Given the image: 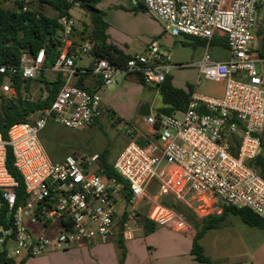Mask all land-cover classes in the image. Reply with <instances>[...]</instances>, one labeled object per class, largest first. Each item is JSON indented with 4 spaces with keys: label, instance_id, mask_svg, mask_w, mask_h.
Wrapping results in <instances>:
<instances>
[{
    "label": "built area",
    "instance_id": "built-area-1",
    "mask_svg": "<svg viewBox=\"0 0 264 264\" xmlns=\"http://www.w3.org/2000/svg\"><path fill=\"white\" fill-rule=\"evenodd\" d=\"M143 2L172 37L188 36L207 43L196 65L199 81L224 84L223 96L193 92L180 115L145 118L151 131L159 134L158 143L141 147L130 142L113 165L129 184L131 198L127 199L123 183L99 173L98 154L54 162L40 140L50 121L81 130L93 125L102 113H110L103 109L98 92L75 85L80 73L75 62L90 53L92 45L75 47L76 22L62 17L59 24L64 47L53 70L61 74L64 84L55 101L31 115V121L12 126L8 141L0 130V217L4 206L9 209L7 227H0V251L7 249L9 257H40L82 243H107L120 212L128 215L123 235L129 238L133 235L130 222L136 220L139 203L145 198L149 201L147 219L177 231L186 227L187 219L162 203L168 196L193 210L196 204L203 208L221 201L264 218V178L250 166L261 155L263 144L264 0ZM217 41L228 50V60L213 58L210 48ZM45 60L46 52L41 49L34 57L24 54L19 65L0 64V95L15 98L12 78H38ZM176 67L154 41L145 54L131 56L121 67L101 58L81 73L99 76L103 87L115 84L119 74H140L147 85L157 87ZM7 146L12 149L14 167L22 175L27 194L17 208L18 182L7 168ZM152 182L158 187L154 195L148 193ZM12 243L15 247L11 252Z\"/></svg>",
    "mask_w": 264,
    "mask_h": 264
},
{
    "label": "rangeland",
    "instance_id": "rangeland-1",
    "mask_svg": "<svg viewBox=\"0 0 264 264\" xmlns=\"http://www.w3.org/2000/svg\"><path fill=\"white\" fill-rule=\"evenodd\" d=\"M99 4L100 10L104 12V20L108 24L109 34L120 47L124 48L128 44L132 52L145 54L147 47L152 42L157 41L161 51L169 55L172 63L177 65L172 71L174 83L177 87L182 88L186 92L191 87L193 92L207 97L220 98L223 96L224 84L206 79L199 81V69L196 67V63L203 58L207 43L192 37L179 36L175 38V45L167 48L162 43L163 37L160 34L161 26L159 22L142 11L133 10L134 2L132 0H103ZM5 7L11 10L16 9L13 1L5 4ZM28 8L38 10V5L37 3L32 6L28 5ZM43 9L44 14L55 16V12L50 8L44 7ZM71 14L76 22V35L87 37L84 32L86 29L85 25L90 23V15L80 7H74ZM210 51L216 61L229 59L228 50L220 45L218 41L213 43ZM90 59L89 55H85L83 64L89 63ZM120 75L126 76L125 74L117 76ZM49 78L54 79L56 76H49ZM42 90L41 84L35 82L27 97L32 101H36L42 95ZM99 94L110 102L108 108L110 113H102L99 123L81 130H72L50 121L40 133V140L52 161L63 162L68 156L100 154L105 156L109 164L114 165L117 158L133 138H137V140L139 138L143 139L135 129L149 137V140L155 142V144L158 143L157 140L153 139L154 132L145 125V119H138L137 115L139 108L145 102L151 105L154 113L159 110V107L164 106L161 97L154 88H144L143 90L137 84L127 82L126 84H121V86L113 84L104 87V91L99 92ZM140 100H142V103H140ZM137 119L139 124L133 126V122ZM130 131L131 133H129ZM262 139L264 142V130ZM262 152L264 155V148ZM250 166L259 174L261 173L255 162L251 163ZM157 190V184L152 182L148 193L154 195ZM177 202L181 209L191 211L198 218L196 221L217 214L222 210L224 204L218 201L215 206L211 205V207L203 208L196 204L193 206V210L186 206L184 202L178 200ZM148 209L149 201L145 198L140 201L138 212L144 215L148 212ZM120 215L121 212L119 213ZM138 220L136 214V220L130 222L132 230L138 229ZM230 221L231 224L223 226L221 230L207 232V236L201 242L203 247L206 248L205 254L211 258L213 264H253L252 262L260 264L257 262V257L255 260L254 254L256 244L260 242L261 230L254 227L251 228L239 216L234 214H229L227 223ZM244 229H247L246 233ZM171 230L177 231L169 225L158 227L152 235L136 234V243L142 250L138 253L139 261L142 264L159 263L161 261L170 264L178 262L182 264H199L190 255L191 241L189 239L186 240L183 236L181 238L178 237L179 235L171 232ZM215 237L218 240H214ZM231 237L236 242L228 244L225 238ZM245 239L247 243L251 242V240L254 242L252 255L249 253V247L244 244ZM14 247L15 245L12 243L10 245L11 252ZM246 247L247 249L244 250ZM246 252L250 259L244 256ZM240 256L242 257L240 258ZM15 260L19 262L20 258L17 257Z\"/></svg>",
    "mask_w": 264,
    "mask_h": 264
},
{
    "label": "trees",
    "instance_id": "trees-1",
    "mask_svg": "<svg viewBox=\"0 0 264 264\" xmlns=\"http://www.w3.org/2000/svg\"><path fill=\"white\" fill-rule=\"evenodd\" d=\"M11 1L16 5L15 10L5 7V4ZM100 2L101 0H73L72 3L66 0H0V64L9 66L19 65L24 54L34 57L41 49H44L46 52L44 68L38 78L28 80L24 79L22 75H16L12 78L16 97L9 99L0 95V130L5 141L9 140L8 133L12 126L31 121V115L49 108L61 90L64 84L61 74L58 73L54 80H49L46 76V71L53 69L64 47L60 39L61 26L59 20L66 16L73 18L71 13L76 3H79V7L90 15V23L85 25L84 34L89 32L88 40L92 45L90 52L92 57L96 60L101 58L108 59L116 67H121L128 61L130 57L124 56L117 47L108 43V24L104 20V12L98 7ZM35 3L38 5V10L28 8V10L24 11L23 8L25 6H32ZM44 7L53 10L55 16L44 14ZM133 10H146L144 2L140 1L139 5L137 3L133 7ZM35 82L41 84L43 90L40 98L32 101L27 96H29ZM140 82L146 84L143 77L140 78ZM156 88L163 103L167 106L158 110L157 116L182 113L185 111L193 93L191 87L188 92L174 87L170 76ZM158 138L159 134L154 133L153 139L156 141ZM148 143L149 141L142 140L139 145L145 147ZM262 148H264V143L262 144ZM233 152L236 154L237 149L234 148ZM99 157V173H103L108 177H115L119 182L123 183L125 197L130 199L131 191L129 184L121 178L113 165L107 162L104 155H99ZM255 163L261 171L260 175L264 178V159L261 155L257 157ZM7 168L9 173L18 182L16 189L17 208L26 201L27 194L22 175L14 167V157L10 146H7ZM162 203L183 214L190 225L196 230L191 255L199 264H213L211 258L205 254L201 240L208 230L217 228L228 214L239 216L250 227L264 228V218L257 216L246 208L237 209L223 204L220 216L211 215L200 219V221H196L198 218L191 211L181 209L179 203L172 196L163 198ZM8 212L9 209L4 206L0 217V227H7L5 218ZM137 216L145 235H151L157 230L158 225L147 219L145 214L142 215L140 212H137ZM127 220L128 215L125 212L120 222L121 230L124 229ZM27 259V257H24L17 262L15 258L9 257L7 249L4 248V250L0 251V264H25Z\"/></svg>",
    "mask_w": 264,
    "mask_h": 264
},
{
    "label": "crops",
    "instance_id": "crops-1",
    "mask_svg": "<svg viewBox=\"0 0 264 264\" xmlns=\"http://www.w3.org/2000/svg\"><path fill=\"white\" fill-rule=\"evenodd\" d=\"M101 1H103V0H101ZM132 1L134 2V6H136L137 3L139 5L140 1L143 2V0H132ZM98 7L100 9V4L98 5ZM142 12L144 14H148L152 19L157 20L159 22V24L161 26V30H160L161 33L160 34L163 37L162 38V43L164 45L167 43L168 46H169L168 47L167 45H165L167 48L173 47L175 45V38L174 39L171 38L170 34H168L164 30L165 29L164 25L158 19L153 17L148 11L142 10ZM85 35L87 37H79V36H77L76 35V29H75L74 36H73V44H74L75 47L78 48V47H80L83 44L90 43L89 40H88V34L85 33ZM107 35H108V43H110V44L114 45L115 47H117V49L119 51H121L124 56L131 57L133 55L142 54V53L132 52L131 48H130V46L128 44H126L124 48L120 47L118 45V43L115 40L112 39L111 35L109 34V31H107ZM87 55H89V57L91 58L89 63L83 64L85 55H81L75 62L77 69L80 71V73L75 78V81H74L75 85L77 87H79L81 89H84V90H87L89 92H98V93L99 92H103L104 91V87L102 86V80H101V78L99 76H97L95 74H92V73H86V74L81 73V71H83V70L91 69L93 67V65L95 64V62H96V59H94L92 57L91 53H88ZM57 74L58 73L56 71H54L53 69H50V70L46 71L47 78H49V76H54L55 77V76H57ZM125 75L126 76H123V75L117 76L116 83H115L117 86H121V84L123 85L124 83L126 84L127 82H129L131 84H137L139 86V88H141L143 90H144V88H149V89L154 88L156 90V93L160 96V94L158 92V89L156 87L151 86V85H147V84H142L140 82V78H142L140 74H125ZM170 77L172 78L173 86L178 88V89L183 90L182 88L177 87L175 85L172 73H171ZM54 79L49 78V80H54ZM101 98H102V107H103V109H108L109 108V103H110L109 100L107 98H105L104 96H102ZM140 103H142V100H140ZM145 103H148V102H145ZM163 105L164 106L159 107V110L162 109V108L167 107L164 103H163ZM139 110H140V108H139ZM138 113H139V111H138ZM138 113H137L138 119H140L141 117L139 116ZM156 113L157 112L154 113L152 111V108H151V115H156ZM180 114L181 113H178L177 115H180ZM100 119H101V117H99L93 125L99 123ZM138 119L133 122V126H136V125L139 124V120ZM93 125H91V126H93ZM145 125H146V123H145ZM135 130L139 132L138 133L139 136H141L143 139L139 138L137 140V138H133V140H131L130 142H136L139 145L142 140H145V141H149V143H152V141L149 140V137L141 134V132L138 129H135ZM98 155H100V154H98ZM261 157L264 159V155H263L262 151H261ZM221 214H222V210H220L217 214H213V215L220 216ZM228 216H229V214L226 216L224 221H222L219 224V226L217 228L208 230L207 232L221 230V228L223 226L231 224V221L227 223ZM121 220H122V216L120 215L118 217V220L116 221V224H115V227H114V233H113L112 237L110 238V240L107 243H101L99 241H94V242H89V243H82V244L76 245V246L71 247V248L66 249V250H52L48 254H46L44 256L32 257V258L27 257L28 259H27L25 264H142L139 261V257H138V253L140 251H142V250L138 246V244L136 243V234L137 233L145 234L144 230H143V227H142L141 223L138 220V222H139L138 223L139 224L138 229L133 230V235L131 237H129V238H126L123 235V230L124 229L121 230V227H120ZM158 227H160V225H158ZM251 228H253V227H251ZM257 229H260V228H257ZM260 230L262 232L260 234L261 238H260V242L258 244H256V249H255V254L254 255H255V260H256V257L258 259L257 260L258 263L264 264V228L260 229ZM244 231L246 233L247 229H244ZM171 232H174L175 234H178L179 235L178 237H180V238L183 236L184 238H186V240L189 239L191 241V243H193V238L196 235V230L188 222H187L186 227L183 228V230H181V231H173V230H171ZM207 232L205 233V235H204L202 240H204L205 237L207 236ZM250 232L252 233V231H250ZM145 236H148V235H145ZM202 240H201V242H202ZM214 240H218V238L215 237ZM225 240L228 242V244L236 242L235 239H233V237L227 238V239L225 238ZM246 241L247 240L245 239L244 240V244H245V246L249 247V250H250L249 253H251L250 255H252V253H253L252 252V245L254 244V242L251 240V242L247 243ZM247 247L244 250H246ZM204 249H205V252H206V248L205 247H204ZM148 252H150V251H148ZM190 255H191V250H190ZM242 256H240V258ZM244 256L247 257V258L249 257L247 252L244 254ZM191 257L193 258L194 261H196L192 255H191ZM20 259H22V258H20ZM248 259H250V258H248ZM167 263L168 262H165V261H163V262L161 261L159 263H153L152 262V264H167ZM178 263H180V262H178ZM178 263H176V264H178ZM252 263L254 264V262H252ZM168 264H170V263H168ZM180 264H182V263H180Z\"/></svg>",
    "mask_w": 264,
    "mask_h": 264
},
{
    "label": "water",
    "instance_id": "water-1",
    "mask_svg": "<svg viewBox=\"0 0 264 264\" xmlns=\"http://www.w3.org/2000/svg\"><path fill=\"white\" fill-rule=\"evenodd\" d=\"M170 37L174 39V37H172L171 35ZM165 45L168 46L167 43ZM138 114L141 118H144V119L150 117L151 116V105L149 103L142 104Z\"/></svg>",
    "mask_w": 264,
    "mask_h": 264
}]
</instances>
